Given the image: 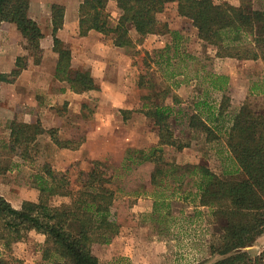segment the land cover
<instances>
[{
	"label": "rangeland",
	"instance_id": "rangeland-1",
	"mask_svg": "<svg viewBox=\"0 0 264 264\" xmlns=\"http://www.w3.org/2000/svg\"><path fill=\"white\" fill-rule=\"evenodd\" d=\"M231 1L235 6L240 3H250L254 9H262L264 6V0ZM77 2L78 0H30L29 16L37 22L43 33L48 34L50 30L52 31L48 18L50 5L55 3L64 5L68 9V17L72 19L76 14ZM174 6V3L167 4L157 15L158 19L165 22L168 27L171 24L174 27H171L172 31L183 35L181 41L183 50L190 55L195 53L202 60L199 63L206 69L224 70L230 73L232 83L226 93L232 101L230 110H238L246 97L254 111L264 110V94L260 93L264 89V63L261 60L216 61L213 57L215 49L205 45L202 40L199 42L196 28L190 20L174 15ZM108 11L110 21L114 23L118 17L115 3L113 7H108ZM0 25L1 60L5 58V51L9 49L11 56H14L16 51L18 53V50L19 54L22 51V55L26 54L23 50L22 38L15 25L8 22H2ZM131 36L135 41L132 47L120 49L114 46L111 37L110 39L98 37L103 43L108 39L111 40L113 46L103 45L104 49L101 50L99 45H92L85 55L76 47L74 56L72 48L61 40L62 48L70 51L71 69L89 72L95 85L94 89L77 93L70 89L68 83L59 81L55 77L50 81L49 93H42V88L36 86V79L30 76L27 80L32 82L30 85L32 89L25 88L20 81L5 85L4 92L7 96L12 95L13 90H16L24 96L23 105L28 106L31 99L43 107V110L39 107L37 110L29 111L19 109L15 117L17 120L23 121L25 116L28 122L33 123L38 120L41 123L40 119L43 117L45 125L42 126L54 131L53 136L47 132L38 135L34 143L38 154L33 162L22 160L8 152L9 124L5 122L8 121L11 112H3L4 118L0 120V167H4L5 170L0 172V195L15 208H19L23 200L37 201L39 192L33 185V175L44 162L48 163L55 172L65 173L70 181V187L76 190L79 187L80 173L89 171L93 161H100L101 169L111 176V186L115 191L112 210L114 215H127L138 222L136 226H120L108 243H93L91 251L102 264H212L222 257L212 254L210 249L212 243L218 242L220 227L212 223L203 224L207 211L194 208L193 195L187 196L185 201L177 199L180 198V194H187L189 191L191 193V189H194L191 183L193 174H188L182 167L192 165L191 161H199L198 164L209 162V165L216 170L217 164L211 156L212 153L205 149V143L200 137L189 136L175 122L178 127L174 123L172 126L179 131L175 132L178 143L189 146H186V150L165 147L159 166L166 168V164L172 163L177 168L165 174L166 181H159L163 178V174H160L155 178V183H151L149 176L154 170V165L143 162L140 164L139 155L142 150H137V147L146 141L143 135L149 129L155 130L153 122L140 110L143 109V98L167 87L169 93L164 97L165 105L177 101L188 104L191 103V96L197 86H192L190 72L189 79H186L184 73L182 75L185 78L178 76L175 79H167L166 72L156 64L160 53L157 51L164 47L169 36L172 37L170 33L139 37L132 32ZM89 40L93 39L89 38ZM95 40L97 41L96 38ZM9 42L14 46L7 47ZM172 53L173 49H170L169 55L172 56ZM99 57H105L107 63L96 67V76H94L91 71L92 65L89 64L90 67L87 65L91 59H94L95 63L96 58ZM177 60L180 59H171L173 64L171 68L175 73L183 72L180 65L176 64ZM29 61L32 59L29 58ZM47 61L45 66L48 69L53 59ZM35 65L38 64L29 63L26 69L31 71L35 69ZM140 75L150 79L154 84L152 89L137 85ZM178 79L183 81L186 79L190 82L176 87L174 80ZM40 81L46 82L47 79L37 80L38 83ZM61 87L76 93V107L70 104L72 93L58 92ZM214 97L219 98L218 95ZM48 103L51 106H48ZM182 173L188 174L189 178H185V174L182 176H185L184 180L188 179L187 181L190 182L179 186V195L171 197L170 189L173 185L171 184L168 189V184L171 183L170 177L180 176ZM153 198L156 202L152 203ZM195 201L197 202L196 197ZM67 202H69L67 197L53 196L48 199V204L52 206ZM208 219L209 222L212 219L210 212ZM43 246L44 243L27 232L21 240L11 245L10 255L19 260L20 264H25L24 253L28 248L31 259L26 264H46L40 260ZM246 247L242 248V251H246ZM0 251L2 252V247ZM261 253V264H264V250Z\"/></svg>",
	"mask_w": 264,
	"mask_h": 264
},
{
	"label": "trees",
	"instance_id": "trees-1",
	"mask_svg": "<svg viewBox=\"0 0 264 264\" xmlns=\"http://www.w3.org/2000/svg\"><path fill=\"white\" fill-rule=\"evenodd\" d=\"M109 1H113L118 10L114 23L107 10ZM172 2L176 3L177 15L191 21L197 37L205 45L212 46L217 57L259 59L264 63V6L254 9L250 3L235 6L215 0H80L78 35L84 36L94 30L110 36L116 47H132L135 43L132 32L139 37L170 33L172 45L165 47L156 61L166 72L165 77L170 79L182 73L172 70L173 58L180 59L176 64L184 74L185 71L198 70L199 67L191 64L199 62L183 50V35L170 31L168 25L158 19L157 15ZM29 3L30 0H0V24L15 25L26 53L15 58L10 72L0 73V84L13 83L20 71L29 65V58L33 64L41 61L40 39L43 34L37 22L28 15ZM50 15L53 50L57 53L54 77L68 83L77 93L94 89L89 72L71 69L70 51L62 48L63 43L56 36L63 25L64 5L52 4ZM170 49H173L172 56L169 55ZM205 81L213 89L225 91L219 106V112H223L230 102L226 94L228 77L209 73L204 77ZM137 85L149 90L154 86L145 75L139 76ZM168 90L166 87L154 91L145 96L142 103L141 112L152 119L159 135L157 147L147 153L140 151L145 160L154 163L151 183H155V178L165 171L177 168L172 163L166 164V168L159 166L162 145L175 144L168 107L164 104ZM260 93L264 94V89ZM189 120L191 126L209 130L197 115H191ZM53 131L44 129L38 120L26 123L13 119L9 122L8 152L33 162L38 154L34 147L38 135L47 132L53 136ZM226 145L238 166L236 173L226 175L203 163L182 169L198 173V202L210 208V223L220 227L218 242L212 243L210 249L212 254L222 257L212 264H261L262 253L252 257L242 251L264 232V110L254 111L247 97L233 116ZM100 164L95 160L89 171L81 172L79 187L73 190L65 173L55 172L44 162L33 175V185L39 192L37 201L23 200L19 208H15L0 195V264H20L10 255V247L31 230L45 236L43 257L52 260V264H102L91 251L93 243H108L120 226H136L138 222L127 215H114L115 191L111 176L101 169ZM4 170L0 167V172ZM53 196L67 197L69 202L49 205L48 199Z\"/></svg>",
	"mask_w": 264,
	"mask_h": 264
},
{
	"label": "crops",
	"instance_id": "crops-1",
	"mask_svg": "<svg viewBox=\"0 0 264 264\" xmlns=\"http://www.w3.org/2000/svg\"><path fill=\"white\" fill-rule=\"evenodd\" d=\"M79 2H80V0H78V2H77L76 14H75L74 18H72V19L70 17H68V9H67V7L64 6L63 25L56 32L57 38L64 41L65 43H67L72 48L73 56L76 53V47H78L79 51L85 55L88 52L89 47H91L92 45H99V49H101V50L104 49L103 45L113 46L111 40H109L110 36H105V35H103L99 32H96L94 30H90L84 36L78 35V12L77 11H78ZM227 2L235 5V3L232 2L231 0H227ZM174 4H175L174 15H177L176 3H174ZM110 6L111 7L114 6L113 1L108 2L107 10H108V7H110ZM29 13H30V4H29V9H28V15H29ZM48 18H49V25L51 28L50 9H49ZM169 26H170V27H168V28H170L169 30L172 31L171 29L174 27L171 26V24ZM42 34H44V35L40 39V47L43 51L42 57H41V60H42L41 63L38 65H35L34 66L35 69H32L31 71H28L27 69L21 70L14 82L20 81L21 83L24 84L25 88L29 87L30 89H32V87L30 86L32 84V82L30 80H27V77L30 76L31 78L36 79L35 80L37 83L36 86L39 85L42 88V93H49V84H50V81H52V79L54 78L57 54L55 52H53V50H52V45H53L52 31L50 30L48 34L42 32ZM166 35H167V33H166ZM98 37H100V39L109 37V39H108L109 41L107 40L106 42L103 43V42H101V40L98 39ZM89 38H91L93 40L90 41ZM95 38L97 39V41L95 40ZM171 39H172V37L169 36V39H166L167 41L163 45L164 47L162 49H159L157 52H161L165 49V47L171 46L172 45ZM198 40H199V42H202L199 38H198ZM10 46H14V45L11 42H9L7 44V47H10ZM159 46H161V45H159ZM117 48L121 49L122 47H117ZM211 48H213V47L211 46ZM5 52H6L5 58L3 57V59L1 60V57H0V73L10 72L14 68L15 58L17 56L22 55L23 51L20 54H19V50H18V53L16 51V54L14 56H11V54H12L11 49L6 50ZM0 53H1V50H0ZM191 55L196 58L194 60L195 62H200V63L202 62V60H200V58L195 53H191ZM6 57H8V58H6ZM213 57L216 59V61L219 60L220 62L223 60H228V61L234 60V61H238V62L239 61L250 62V61H258L259 60V59L258 60H238V59L230 58V57H217L215 55V52H214ZM51 58L53 59L52 65L50 64L48 69H47L45 66V62H48L47 60L51 59ZM73 59H74V57H73ZM96 62H98L97 65H96ZM29 63H32V61H29ZM105 63H107L106 58L105 57L104 58L99 57V58H96L95 63H94V59H91V61H89L87 66L90 67L89 64L92 65L91 71L93 72L94 76H96L95 75L96 74V67L101 66L102 64H105ZM200 63H194L193 64V66L197 65V67H199L198 70L192 69L190 73L188 71L184 70L186 79H189V74H190V77H192L190 79L191 83H193L192 86L193 87L197 86L196 87L197 89H195L193 95L191 96V103L187 104V103L177 101V102H171V103L167 104L168 111H169L170 129L173 132V138L175 140V144L174 145H162L163 151H164L165 147H169V146L170 147H176L178 150H181V149L186 150L187 149L186 146L187 147L189 146L188 144L182 145L181 143H178V141L176 139L177 138L176 133H175L178 130L172 126V124L173 123L175 124V122H176L181 127V130L186 131L189 134V136L200 137L201 140L204 141L205 149L212 153L211 156L214 157V159L216 161L217 166H215V167H216L217 172L225 173L226 175L231 174V173L234 174L237 172L238 166H237L234 158L232 157V155L230 154V152L228 150V147L226 145V137H227L228 129L232 124L233 116L237 110L236 109H232V111L230 110L231 109L230 106L232 103V101L230 99V105L227 107V109H225L223 112L220 113L219 112L220 100H221L222 95L225 93V91L213 89L211 86H209L208 82H206V81L203 82L204 77L206 75H208L209 73L210 74L226 75L228 77L227 91H229V86L232 83V77H231L230 73H228V71H224V70L216 71V69L210 70L209 68L206 69V67H204L203 64H200ZM72 66H73V64H72ZM200 67H202L203 69ZM190 69H191V67L189 68V70ZM182 73L180 75H176L170 79L178 78V76H180L181 78H185L184 75H182ZM202 76H204V77H202ZM42 79H47V81L46 82L40 81L39 83L37 82V80H42ZM186 79H185V81L179 80V79L176 81L174 80V86L177 87L179 84H180L179 86H181V85H185L184 83L190 82ZM57 82L60 83L59 81H57ZM13 83L2 82L0 84V120L4 118L3 112H11V115L7 119L8 121L5 122L8 124L11 120L17 119L15 117H16L19 109L29 111L32 109L37 110L39 107L41 110H43L42 106L37 105V102L36 101L33 102L31 99L29 100L28 106L23 105L22 99L24 98V96L21 93L17 92L16 90L11 89L14 91L12 94L13 97H11L12 96L11 94L9 96H7L6 93L4 92L5 88H6L5 85H11ZM15 84H17V83H15ZM171 86L172 85H170V88H171ZM63 91L68 92V93H72L73 97H71L72 100H71L70 104H72V105H74V107H76V93L70 91L68 88H66L64 90L63 87H61V89L58 90V92H63ZM214 95H218L219 98L214 97ZM13 98H15V99H13ZM47 102H49V100ZM6 105H8L9 107H7ZM48 106H51V104L48 103ZM140 110H142V109H140ZM191 115H197L209 127L210 131L209 130L208 131L200 130L199 128L191 126L189 124V121H190L189 118ZM144 118H142V119H144ZM147 118H149V117H147ZM44 119L45 118L41 117V119H40L42 121L41 125H45L43 123ZM150 120L152 121V119H150ZM23 122L32 123V122H28L26 120L25 116H24ZM5 123H4V125H5ZM175 126H177V125L175 124ZM42 127L44 129H46L44 126H42ZM154 128H155V130L149 129L147 131V133L145 135H143V138H145L146 141L144 143L140 144L137 147V150H142L143 152L147 153L152 148L158 146V142H159L158 128L155 125H154ZM180 133H182V132L180 131ZM140 154L141 155H139V156L141 158L143 153H140ZM139 162H140V164L143 162V164L144 163H152L154 165L153 162H150L149 160H145L144 158L141 159ZM190 163H192V165H197L199 163V161H191ZM203 164H206L212 170L215 169L213 166L211 167V165H209V162L203 163ZM168 171H171V170L165 171L163 173V178L159 179V181H166V178L164 176ZM187 172H188V174H193V176L191 177L192 178L191 183H192V186L194 189H191L192 190L191 193H189L190 192L189 191V192H187V194H185V193L180 194V198H177V199L185 201V200H187V196L193 195V197H194V208L207 211L206 219H204V222L202 221L203 224L204 225H210L211 223L209 222V219H208L210 208L208 206L200 205L198 202V194H199V191L197 190L198 189V186H197V184H198V177H197L198 173H196V170H192V171L187 170ZM152 174H153V172H151L150 176H149L150 181L152 178ZM183 174H185V173H182L180 176H174V177L171 176L170 177L171 183L168 184V189H170V185L172 184L173 188H171L170 191L173 193L170 192L171 197L173 195L176 196V194L179 195L178 190L176 189V187L178 185L181 186L182 184H187L190 182V181H187L188 179L184 180L185 178H189L188 174L187 175L185 174L186 177L182 176ZM165 184H166V182H165ZM195 197L197 199V202L195 201ZM153 202H156V199L153 198L152 203ZM189 203H190V200H189ZM29 233L31 236L37 237L39 239V242L44 243L45 236L43 234L37 233L33 230L29 231ZM43 249H44V246L42 248L40 260H42L43 263L45 262L46 264H52V262H53L52 260L45 259L43 257ZM245 250L252 257L259 255L264 250V232L262 234H260L259 236H257L254 239V241L246 247ZM24 258H25V261H24L25 264L29 261V259H31V254H30V251H28V248H26V252L24 253Z\"/></svg>",
	"mask_w": 264,
	"mask_h": 264
}]
</instances>
